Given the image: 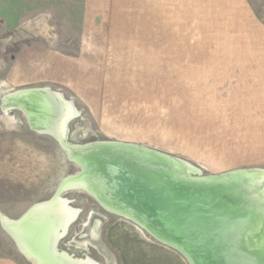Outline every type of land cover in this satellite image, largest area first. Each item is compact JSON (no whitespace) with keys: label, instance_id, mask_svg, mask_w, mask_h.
<instances>
[{"label":"rangeland","instance_id":"obj_1","mask_svg":"<svg viewBox=\"0 0 264 264\" xmlns=\"http://www.w3.org/2000/svg\"><path fill=\"white\" fill-rule=\"evenodd\" d=\"M57 1L63 9L48 10L52 16L22 19L12 16L22 14L23 0H0V19L9 20L5 28L14 19L16 27L0 35V99L24 88L62 93L78 112L67 126L72 145L140 144L203 176L264 169V0H247L254 16L249 23L237 22L225 3L214 8L204 0H112L105 16L89 18L88 31L81 23L82 0ZM25 43L68 58L66 78H60L66 83L10 85ZM77 171L54 138L31 130L20 111L0 106L2 216L20 218ZM62 197L82 211L59 239V250L99 264H155L148 255L156 264H179L174 250L102 210L84 191ZM0 256L32 264L1 219Z\"/></svg>","mask_w":264,"mask_h":264},{"label":"water","instance_id":"obj_2","mask_svg":"<svg viewBox=\"0 0 264 264\" xmlns=\"http://www.w3.org/2000/svg\"><path fill=\"white\" fill-rule=\"evenodd\" d=\"M0 101L3 112L18 110L31 130L54 137L78 167L50 199L34 204L16 220L2 221L32 264H99L57 247L79 213L62 197L68 190L84 191L187 264H264V169L203 176L191 164L140 144H69L67 126L78 112L62 93L48 87L11 91ZM60 201L70 212L62 222L55 210Z\"/></svg>","mask_w":264,"mask_h":264},{"label":"crops","instance_id":"obj_3","mask_svg":"<svg viewBox=\"0 0 264 264\" xmlns=\"http://www.w3.org/2000/svg\"><path fill=\"white\" fill-rule=\"evenodd\" d=\"M11 2H14V0H11ZM204 2L206 3L208 2L214 8L222 3H225L226 4L225 6H228L231 11H234V16L236 17L237 22H238V17L244 19L242 23H247V22L249 23V22H252L254 19V16H252V11L250 9V6L247 0H204ZM30 3H31V0H23V3L21 4L22 14L13 15L12 17L18 18V16H22V19L28 18V17H45V16L50 17L52 16L51 15L52 12H49L48 10L56 11V10L63 9L62 6L58 5L59 2L57 0H35V1L32 0L33 4L30 5ZM111 3H112V0H82V3H81V18H82L81 23L82 25L87 27L88 21H90L89 18H94L95 16H98V17L105 16L106 15L105 11L108 10V8L109 10H111V7H112ZM107 14L109 15L110 13H107ZM67 15H69V13ZM2 18H5V17H2ZM5 20H7V23H9L8 19H0V34L10 33L11 30L16 28L15 23H14L15 19L10 22L11 23L10 26L7 24V28H5V24H6ZM91 26L93 27L94 24H91ZM86 30L87 31L89 30L88 27L86 28ZM46 48H49V47L42 46L39 44L32 45V44L25 43L24 48L23 49L21 48L22 51L21 53H19L18 60L15 61V63L13 64L11 68V72H10L11 74H9L7 78L8 83L12 85L13 87H20L25 84H31L33 83V81L51 79V81H54L56 83L65 84L66 81L61 80V79L66 78L64 77V71H65L64 66L69 68V64L64 62L63 60L65 58L68 61V58L64 57L63 54H60L59 52L49 51L48 53L46 51L47 50ZM66 72L69 73L70 71H66ZM48 75H51V76H48ZM136 237L138 238V236ZM143 255L145 256L147 254H143ZM148 256L156 264V258L150 255ZM178 259H179L178 263L182 264L183 262L181 259L183 258L181 255L178 256ZM0 264H20V262H18L16 259L11 258V257L0 256Z\"/></svg>","mask_w":264,"mask_h":264},{"label":"bare ground","instance_id":"obj_4","mask_svg":"<svg viewBox=\"0 0 264 264\" xmlns=\"http://www.w3.org/2000/svg\"><path fill=\"white\" fill-rule=\"evenodd\" d=\"M58 133H59V129H58ZM59 135V134H58ZM55 210L57 211V213L58 214H60L59 216H60V220H61V222L64 220L65 221V219H66V217L68 218L69 216H70V212L68 211L69 209L68 208H64L63 207V203L60 201V202H58L57 204H56V208H55ZM6 217H4V216H2L1 214H0V219L3 221V219H5ZM95 232H91V234H90V237H92V238H94L95 237Z\"/></svg>","mask_w":264,"mask_h":264},{"label":"flooded vegetation","instance_id":"obj_5","mask_svg":"<svg viewBox=\"0 0 264 264\" xmlns=\"http://www.w3.org/2000/svg\"><path fill=\"white\" fill-rule=\"evenodd\" d=\"M100 207H101V206H100ZM101 209L104 210L102 207H101ZM81 211H82V209L79 210L78 215L81 213ZM104 211H106V210H104ZM106 212H107V211H106ZM108 213H109V212H108ZM66 233H67V232H66ZM65 235H66V234H65Z\"/></svg>","mask_w":264,"mask_h":264},{"label":"trees","instance_id":"obj_6","mask_svg":"<svg viewBox=\"0 0 264 264\" xmlns=\"http://www.w3.org/2000/svg\"><path fill=\"white\" fill-rule=\"evenodd\" d=\"M0 35H4V33L3 34H0Z\"/></svg>","mask_w":264,"mask_h":264}]
</instances>
